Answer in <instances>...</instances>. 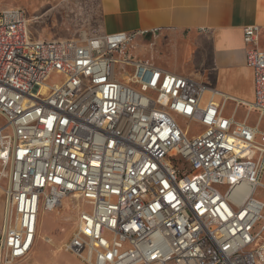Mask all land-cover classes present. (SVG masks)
Wrapping results in <instances>:
<instances>
[{
	"label": "built area",
	"instance_id": "obj_1",
	"mask_svg": "<svg viewBox=\"0 0 264 264\" xmlns=\"http://www.w3.org/2000/svg\"><path fill=\"white\" fill-rule=\"evenodd\" d=\"M36 18L0 7V264L31 253L64 198L77 217L63 248L81 264H264L259 26L242 29L248 124L202 102L206 83L135 55L157 28L38 38Z\"/></svg>",
	"mask_w": 264,
	"mask_h": 264
},
{
	"label": "crops",
	"instance_id": "obj_2",
	"mask_svg": "<svg viewBox=\"0 0 264 264\" xmlns=\"http://www.w3.org/2000/svg\"><path fill=\"white\" fill-rule=\"evenodd\" d=\"M69 1L71 10L81 9L77 14L86 22L83 31L72 32L69 37L157 28L155 34L135 39L136 56L206 83L202 102L211 98L222 104L224 115L254 124L256 114L248 113L240 103L252 102L254 97L253 72L245 63L242 29L258 25L259 47L264 50V0ZM4 187L5 182L0 185V231ZM41 214L33 250L16 264H81L63 248L75 227L67 240L55 243L53 235L41 233Z\"/></svg>",
	"mask_w": 264,
	"mask_h": 264
},
{
	"label": "rangeland",
	"instance_id": "obj_3",
	"mask_svg": "<svg viewBox=\"0 0 264 264\" xmlns=\"http://www.w3.org/2000/svg\"><path fill=\"white\" fill-rule=\"evenodd\" d=\"M9 6L21 7L27 12L28 16L37 17L31 21L30 31L38 38L69 37L70 33L75 32L78 34L86 28V26H84L86 22L80 20V15L77 14L81 12V9L71 10L73 7L70 6L69 0H0V7ZM161 51L163 52L162 49ZM177 119L182 126L186 125L187 122L181 118ZM3 123L4 119L0 117V125ZM188 127L192 134L196 133L199 129V126L195 123L188 122ZM3 183L4 181H2L0 185L2 186ZM255 195L264 201V188L258 187ZM81 206L86 209L88 208V205L85 204ZM76 208L73 200L65 198L62 208H57L54 211L42 212V235H53L52 237L55 243L67 240L75 227L77 215ZM259 225L260 224H258L256 228H258Z\"/></svg>",
	"mask_w": 264,
	"mask_h": 264
}]
</instances>
